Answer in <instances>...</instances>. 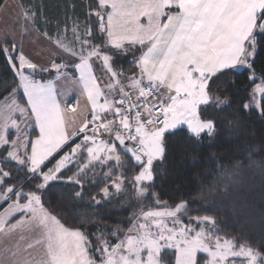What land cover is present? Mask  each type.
<instances>
[{
	"label": "snow or ice",
	"instance_id": "snow-or-ice-1",
	"mask_svg": "<svg viewBox=\"0 0 264 264\" xmlns=\"http://www.w3.org/2000/svg\"><path fill=\"white\" fill-rule=\"evenodd\" d=\"M49 39L69 63L38 65L22 51L14 55L7 38L0 47L26 98L21 104L13 89L0 103V239L18 236L0 264H264V246L228 236L215 216L193 214L191 201L169 204L153 191L167 136L185 129L190 142L215 136V122L202 119L207 107L228 106L215 88L235 86L230 78L243 74L260 80L253 91L264 97V64L259 77L256 68L264 0H97L87 22ZM118 54H131L138 72L117 67ZM69 67L91 107L71 131L65 114L77 112L79 99L62 107L55 82L35 78L52 69L67 78ZM57 183L76 189L69 201L83 200L86 184L99 187L94 205L120 197L122 209H134L128 226L101 228L72 216L70 203L66 216L65 205L45 200Z\"/></svg>",
	"mask_w": 264,
	"mask_h": 264
},
{
	"label": "trees",
	"instance_id": "trees-1",
	"mask_svg": "<svg viewBox=\"0 0 264 264\" xmlns=\"http://www.w3.org/2000/svg\"><path fill=\"white\" fill-rule=\"evenodd\" d=\"M3 1L0 0V6ZM18 1L29 13H35L31 20L38 32L47 38L54 37L58 29H63L66 24L71 27L73 21L82 23L89 20V12L97 3V0ZM91 20L92 26L96 27L95 17H91ZM117 56L116 66L126 74L136 70L131 54H122V58ZM262 64L264 51L257 57L258 77L262 75ZM37 76L51 77L47 73ZM230 80L235 81V86L230 82L226 88H215L221 98L227 97L228 106L223 109L207 107L202 112V119H211L216 124L213 138L203 136L198 143L190 142L186 129L167 136L165 158L155 162L157 173L153 191L169 204L181 199L191 201L189 207L194 210L193 214L198 212L215 216L228 236L242 238L255 247H261L264 246V116H261L264 99L260 101L259 110L253 107L244 109L242 105L249 104L252 89L260 80L253 83L243 74L235 75ZM17 82L6 57L0 54V100L17 88ZM71 143L63 151H67ZM66 188L67 185L57 183L46 194L45 200L51 201L53 207L65 205L66 216L70 203L75 206L72 216L91 217L101 228L105 225L114 227L120 221L124 222L121 227L128 226L127 221L134 209H122L119 206L120 197H114L110 203L94 205L90 197H99V187L86 184L84 199L69 201L76 189L67 188L65 191ZM225 190L230 195L225 196ZM88 227L90 231H96L91 225ZM169 256H172L171 252Z\"/></svg>",
	"mask_w": 264,
	"mask_h": 264
},
{
	"label": "rangeland",
	"instance_id": "rangeland-1",
	"mask_svg": "<svg viewBox=\"0 0 264 264\" xmlns=\"http://www.w3.org/2000/svg\"><path fill=\"white\" fill-rule=\"evenodd\" d=\"M25 12L29 11L25 10L18 0L3 1L2 5L0 6V43L3 45V41L5 40V38H7L10 41L8 47H11V42H14L17 45V52L14 53V55H18L19 52L22 51L27 58L32 60L34 63H37L38 65H42L44 67L50 68L51 63L54 60L57 63H69L71 58L60 49H58L49 38L41 35L36 29L34 22L31 19L24 18L23 14ZM87 21L88 19H86L81 24ZM118 55H120V57L122 58V54ZM116 58H118V56ZM12 71L17 78V81H19V78L16 76L15 71L13 69ZM66 71L68 72L67 78H57V74L54 69L47 73L50 74L51 77L41 78L40 76H36L35 78L38 80L42 79L44 81L52 80L55 82L58 99L61 101L62 107L65 103H71L75 105L77 99H79L77 112L75 114L71 112L65 114L66 120L69 122V131H71L73 127H79L86 116L90 117L91 107L90 105L85 107L86 98L80 94L81 85L78 83L79 74L75 72L71 67L66 69ZM96 75H101L99 69L96 70ZM254 88L255 85L250 94L251 97L249 104L251 105V107L259 110L260 108H257L256 105L259 104L261 106L260 101L264 99V97H261L259 93H254ZM16 89V99L21 104H23L26 100V98L23 96V91L22 89ZM12 92L13 90L5 97H9ZM5 97L0 100V103L4 102ZM20 97L23 100H21ZM73 120H75L74 124L72 123ZM10 131L12 132V136L14 138V130ZM38 134L39 130L33 124V129L30 130L29 135L31 138H35V136ZM76 138H78L76 142H79V140L82 138V135L77 136Z\"/></svg>",
	"mask_w": 264,
	"mask_h": 264
},
{
	"label": "crops",
	"instance_id": "crops-1",
	"mask_svg": "<svg viewBox=\"0 0 264 264\" xmlns=\"http://www.w3.org/2000/svg\"><path fill=\"white\" fill-rule=\"evenodd\" d=\"M135 72H138V69H136ZM17 240H18V236H16V235H13V236L6 238V239H0V262L4 261L5 247L14 250V247L17 243ZM23 248H24V244H23V242H21V255H27V253L23 251Z\"/></svg>",
	"mask_w": 264,
	"mask_h": 264
},
{
	"label": "water",
	"instance_id": "water-1",
	"mask_svg": "<svg viewBox=\"0 0 264 264\" xmlns=\"http://www.w3.org/2000/svg\"><path fill=\"white\" fill-rule=\"evenodd\" d=\"M27 71H29V70L26 69V72H27Z\"/></svg>",
	"mask_w": 264,
	"mask_h": 264
}]
</instances>
